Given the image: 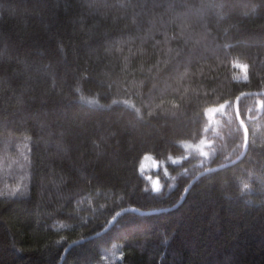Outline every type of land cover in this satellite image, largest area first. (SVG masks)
Listing matches in <instances>:
<instances>
[{
    "label": "trees",
    "instance_id": "obj_1",
    "mask_svg": "<svg viewBox=\"0 0 264 264\" xmlns=\"http://www.w3.org/2000/svg\"><path fill=\"white\" fill-rule=\"evenodd\" d=\"M262 89L264 0H0V264L173 204L213 108ZM246 121L242 160L62 264H264V110Z\"/></svg>",
    "mask_w": 264,
    "mask_h": 264
},
{
    "label": "water",
    "instance_id": "obj_2",
    "mask_svg": "<svg viewBox=\"0 0 264 264\" xmlns=\"http://www.w3.org/2000/svg\"><path fill=\"white\" fill-rule=\"evenodd\" d=\"M252 96H257L259 97V113L257 114H261L264 110V89L259 90V91H248V92H244L239 94L238 96H236L235 98L232 99H228L218 105H216L213 108V112L212 114L214 116H216L217 114H220L222 112H225L227 116L232 117L233 119H235L237 126L239 127L240 131H241V137L235 147V151H234V156L231 157V159L225 160L217 165L208 167L207 169L201 171L200 173H198L197 175H195L184 187V189L182 190V192L180 193V196L178 197V199L171 205H167V206H163V207H156V208H151V209H140L137 207H126L122 210H120L119 212H117V214L115 216H113L108 223H106L104 225V227L102 229H100L98 232L80 238L78 240H75L71 243H69L66 247V249L64 250V253L62 254L61 260L58 264H62L63 261L65 260V257L67 255V253L69 252V250L80 243L86 242L88 240L94 239L104 233H106L108 230H110L118 221V219L124 215V214H136V215H151V214H156V213H161V212H166L172 209L177 208L179 205H181L183 203V201L185 200L189 190L191 189V187L193 186V184L200 179L202 176L211 173V172H215L217 170H220L224 167H228L231 165H234L235 163L239 162L240 160H242L245 155L247 154L249 147H250V132H249V128L247 125V121L245 117L251 118L250 116H247L246 114L244 115L242 113L241 110V103L243 100H245L248 97H252ZM262 97V98H261ZM259 115H255L254 117H252L251 119H255L257 118Z\"/></svg>",
    "mask_w": 264,
    "mask_h": 264
},
{
    "label": "flooded vegetation",
    "instance_id": "obj_3",
    "mask_svg": "<svg viewBox=\"0 0 264 264\" xmlns=\"http://www.w3.org/2000/svg\"><path fill=\"white\" fill-rule=\"evenodd\" d=\"M249 104L254 106L256 102V113L259 111V100L257 96L246 98ZM247 103V104H248ZM249 104L247 107H249ZM252 110H247L245 114L251 115ZM246 119L248 117H245ZM229 132L232 134H229ZM241 134L239 127L236 124L235 119L227 116L225 112L209 115L206 119V133L204 136L203 149L199 159L196 160L189 168H187L186 177L190 179L201 171L207 169L210 166L221 163L225 160L231 159L234 156L236 144L232 146L233 140ZM238 143V142H237Z\"/></svg>",
    "mask_w": 264,
    "mask_h": 264
},
{
    "label": "rangeland",
    "instance_id": "obj_4",
    "mask_svg": "<svg viewBox=\"0 0 264 264\" xmlns=\"http://www.w3.org/2000/svg\"><path fill=\"white\" fill-rule=\"evenodd\" d=\"M257 98H258V100L260 99L259 97H257ZM261 98H262V97H261ZM245 103H246V105L249 104L247 101H245ZM247 103H248V104H247ZM256 104H257L256 102L254 103V106L251 105V104H249V107L246 108L247 110H248V109H249V110H252V111H251L252 114L249 115L251 118L254 117L255 115H260V114H257V113L255 114L256 111H253V110H255ZM259 112H260V111H258V113H259ZM251 118H249V119H251ZM246 120H247V119H246ZM229 134H231V133L229 132ZM232 134H233V132H232ZM232 134H231V135H232ZM237 137H238V136H237ZM240 137H241V136H240ZM239 139H240V138H239ZM236 145H237V144H236ZM194 149H195V148H194ZM153 165H154L153 162H151V161L149 160V161H147V162L145 163V169L148 170V169H150L151 167H153Z\"/></svg>",
    "mask_w": 264,
    "mask_h": 264
}]
</instances>
